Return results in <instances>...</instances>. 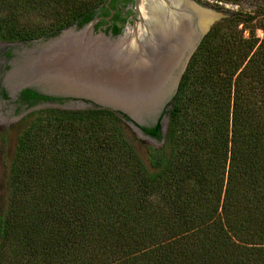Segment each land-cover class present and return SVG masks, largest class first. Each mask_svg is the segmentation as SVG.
Here are the masks:
<instances>
[{
  "label": "trees",
  "instance_id": "obj_1",
  "mask_svg": "<svg viewBox=\"0 0 264 264\" xmlns=\"http://www.w3.org/2000/svg\"><path fill=\"white\" fill-rule=\"evenodd\" d=\"M101 3L0 0V42L82 28ZM32 17L55 29L32 33ZM259 17L244 37L240 24ZM257 29L264 33L263 8L211 29L183 76L166 137L162 116L141 127L163 143L143 154L130 119L112 110L34 113L8 173L0 264H264V37ZM20 99L29 108L54 102L32 89Z\"/></svg>",
  "mask_w": 264,
  "mask_h": 264
},
{
  "label": "water",
  "instance_id": "obj_2",
  "mask_svg": "<svg viewBox=\"0 0 264 264\" xmlns=\"http://www.w3.org/2000/svg\"><path fill=\"white\" fill-rule=\"evenodd\" d=\"M153 5L162 8L164 24L175 28L173 35L153 36L148 25ZM136 15L134 25L116 37L96 32L94 20L47 40H33V48L12 64L4 84L13 96L37 89L90 102L45 107L102 108L127 115L131 119L127 125L140 138L157 142L141 127L156 124L165 112L166 137L169 112L187 67L222 14L197 0H136Z\"/></svg>",
  "mask_w": 264,
  "mask_h": 264
},
{
  "label": "flooded vegetation",
  "instance_id": "obj_3",
  "mask_svg": "<svg viewBox=\"0 0 264 264\" xmlns=\"http://www.w3.org/2000/svg\"><path fill=\"white\" fill-rule=\"evenodd\" d=\"M93 16L92 21L97 20L95 25L96 32H104L105 34L113 35L115 37L122 35L128 26L134 25L133 19L138 20V16L136 15V0H103V3L94 8ZM75 26L79 28L77 25ZM114 29L119 30L118 35H114ZM40 38L47 40L52 37ZM31 48H33V41H17L10 43L0 42V108L3 107L2 109L9 116H14L12 121L19 119L22 115H24V113L31 109L44 107L48 104H57L61 106L76 103L90 104L89 101L84 99L66 96H50L39 92L37 89H32L41 95L54 98V102H40L39 104L29 108L28 104L23 103L20 99L22 91L13 96L4 84L6 74L14 62L22 61L25 50ZM4 93H6L7 98L4 96ZM161 116L163 122L164 118L167 117V114H165V112L160 114L157 120ZM149 122L152 123V120Z\"/></svg>",
  "mask_w": 264,
  "mask_h": 264
},
{
  "label": "rangeland",
  "instance_id": "obj_4",
  "mask_svg": "<svg viewBox=\"0 0 264 264\" xmlns=\"http://www.w3.org/2000/svg\"><path fill=\"white\" fill-rule=\"evenodd\" d=\"M220 5L221 6L211 5V7L222 14V19H220L221 21L238 13L255 15L261 8L264 9V0H240L239 5ZM259 19L262 18L259 17L253 21H245L240 24L239 29H246L244 37L249 36V31L253 29ZM54 27L55 22L52 20L41 19L39 17H32L27 23V28L36 35L48 33L55 29ZM256 37L262 39L264 37L263 31L257 29ZM2 108H0V210L2 207H5L7 202L8 173L12 159L16 152L18 139L22 132L27 129L29 124L34 120L36 116L34 113L45 110V108L49 107L44 106L31 109L24 113V115H22L19 119L14 121H12L14 116H9ZM164 122L166 123V121ZM128 128L136 139L137 150L142 154L145 152L146 146L159 147L163 144L142 139L131 129V127H129V125Z\"/></svg>",
  "mask_w": 264,
  "mask_h": 264
},
{
  "label": "bare ground",
  "instance_id": "obj_5",
  "mask_svg": "<svg viewBox=\"0 0 264 264\" xmlns=\"http://www.w3.org/2000/svg\"><path fill=\"white\" fill-rule=\"evenodd\" d=\"M148 25L155 37L166 38L169 35H173L175 32V28L164 24V12L159 6H150Z\"/></svg>",
  "mask_w": 264,
  "mask_h": 264
}]
</instances>
